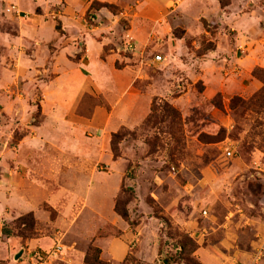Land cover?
<instances>
[{"label": "rangeland", "instance_id": "rangeland-1", "mask_svg": "<svg viewBox=\"0 0 264 264\" xmlns=\"http://www.w3.org/2000/svg\"><path fill=\"white\" fill-rule=\"evenodd\" d=\"M50 3L0 0V33L17 34L18 24L29 18L57 24L63 3ZM11 6L15 10H9ZM257 6H264V0L249 2L243 9L242 0L88 2L83 16L88 24L98 23L96 10L101 8L115 20H109L111 24H119L116 43L104 47L105 53H115L114 73L95 95L80 96L74 113L91 124L69 129L68 134L72 139L91 138L80 144H97L102 158L90 171H72L74 183L64 185L69 190L65 196L62 181L52 179L40 185L45 195L34 196V202L43 196L36 210L0 223L10 239L7 246L0 244V264H31V251L47 249L56 240L68 246L70 264H78L76 250L84 252L79 264L254 262L264 231V67L246 69L243 59L254 43L249 32L260 38L264 30V12ZM257 14L259 24H254L250 19ZM246 15L249 22L242 20ZM129 37L132 51L124 48ZM22 46V55L31 54V46ZM52 75H38L40 83ZM19 82L15 89L9 85L7 93L23 97V119L29 103L34 110L18 126L14 121L19 116L12 119L0 110L4 135L10 132L12 137L10 146L28 133L27 124L37 125L43 118V86L36 81L38 86L30 85L25 76ZM133 102L143 115L135 123L129 118ZM99 123V129L93 128ZM111 161H116L115 169ZM88 173L100 176L107 188L118 183L100 218L91 211L86 187L79 184ZM116 206L126 209L127 219ZM122 225L133 234L125 259H100V246L121 235ZM187 238L194 245L188 242L181 250L179 243ZM138 250L144 258L136 255Z\"/></svg>", "mask_w": 264, "mask_h": 264}, {"label": "crops", "instance_id": "crops-1", "mask_svg": "<svg viewBox=\"0 0 264 264\" xmlns=\"http://www.w3.org/2000/svg\"><path fill=\"white\" fill-rule=\"evenodd\" d=\"M49 1L51 6L58 2L63 3L57 24L53 19L29 18L18 24L17 34L0 33V107L2 106L0 110L8 113L12 119L19 116L17 121L14 119L17 126L32 114L34 104L29 103V107L27 105L30 111L27 110L29 113L23 119V97L19 93L8 94L6 88L10 85L15 89L20 84L22 76L27 77L30 80L29 84L35 87L38 84L34 81L40 83L41 77L38 75L42 76L49 72L53 74L49 80L44 83L42 80L40 83L45 95L39 100L43 111V118L39 124H27L30 127L28 133L10 146L9 140L12 138L10 132L4 135V125L0 122V223L27 211L36 210L43 196L35 202L34 196L42 192L40 185L45 186L52 179L62 181L61 195L65 196L69 190L64 185L71 186L74 183L72 171H90L93 162L102 158L101 148L97 147V144L88 147H82L80 144L81 141L90 143L91 138L72 139L68 131L84 129L91 124L89 118L74 113V108L82 94L95 95L114 73L112 61L115 53H105L104 47L111 41L116 43L115 27L119 24L113 25L109 22L113 19L108 17L104 8L96 10L98 23L88 24L83 16L91 0ZM249 2L255 3L256 0H242V9ZM255 9L264 12V6H257ZM103 16H107V19ZM256 16L259 14L255 15L254 19L246 15L242 20L249 22L250 19L254 24H259V18ZM262 16L264 18V13ZM261 33L260 38L252 32L248 34L249 40L255 44L252 43L243 59L246 69L254 66L264 67V30ZM22 44L32 47L31 54L22 55L24 49ZM10 57L14 60L13 63L9 61ZM8 61L15 67L19 66V69H10ZM132 104V109H135L134 102ZM113 113V111L109 113V119L110 116L113 118ZM97 114L96 108L92 121H95ZM142 117L140 111L135 109L129 118L135 123ZM99 126L100 123L93 128L99 129ZM111 162L112 168L115 169L116 161ZM51 170L58 172L53 173ZM113 173L114 171L111 175ZM86 175L89 178L85 177ZM90 176L91 173L83 175L79 184L86 187L84 195H88L92 202L91 211L95 217L100 218L106 211L104 203L113 201L118 183L112 188H107L105 180L100 176L94 178ZM118 176L120 178V172ZM52 200L54 201V198ZM2 229L0 224V244L7 246L10 239L8 235H3ZM121 229L123 231L121 235L111 238L105 246H100V259L109 258L114 262H122L125 259L133 234L126 230V225H122ZM76 252L75 260L79 264L84 252L83 250ZM142 254L139 250L136 253L140 258H144ZM250 264H264V258L255 259Z\"/></svg>", "mask_w": 264, "mask_h": 264}, {"label": "built area", "instance_id": "built-area-1", "mask_svg": "<svg viewBox=\"0 0 264 264\" xmlns=\"http://www.w3.org/2000/svg\"><path fill=\"white\" fill-rule=\"evenodd\" d=\"M15 10V6H11L9 10ZM131 37H129L125 41L124 48L128 51H132L134 49L133 43L131 41ZM155 59L160 60V55H155ZM225 154L227 156H231V151L226 150ZM264 229V225H263ZM68 246L65 245L60 240H56L51 244L47 249H41V251L33 250L30 252V263L31 264H70L69 259L67 257ZM255 259L259 260L264 255V231L262 234L261 244L256 248L254 253Z\"/></svg>", "mask_w": 264, "mask_h": 264}, {"label": "trees", "instance_id": "trees-1", "mask_svg": "<svg viewBox=\"0 0 264 264\" xmlns=\"http://www.w3.org/2000/svg\"><path fill=\"white\" fill-rule=\"evenodd\" d=\"M104 6H105V4H103ZM102 5V6H103ZM57 27V26H56ZM118 137V134L117 133H113L112 134V139H116ZM112 151H113V155L114 156H118V149H117V146H115V145H113V143H112ZM116 211H118V213L124 218V219H127L128 218V214H127V211H126V209H121V210H117V206H116ZM20 218V217H19ZM2 232L4 233V234H9V232L5 229V228H3L2 229ZM188 242H190L191 244H193L192 243V241H191V239L190 238H187L184 242H180L179 243V247H180V249L181 250H183V249H185L188 245ZM194 245V244H193Z\"/></svg>", "mask_w": 264, "mask_h": 264}, {"label": "water", "instance_id": "water-1", "mask_svg": "<svg viewBox=\"0 0 264 264\" xmlns=\"http://www.w3.org/2000/svg\"><path fill=\"white\" fill-rule=\"evenodd\" d=\"M20 252L15 255V258H18L20 256Z\"/></svg>", "mask_w": 264, "mask_h": 264}]
</instances>
